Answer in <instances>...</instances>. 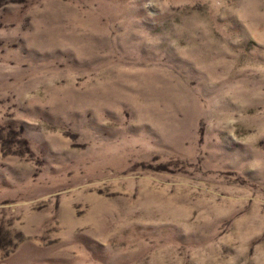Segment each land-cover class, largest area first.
<instances>
[{"label":"rangeland","instance_id":"obj_1","mask_svg":"<svg viewBox=\"0 0 264 264\" xmlns=\"http://www.w3.org/2000/svg\"><path fill=\"white\" fill-rule=\"evenodd\" d=\"M0 264H264V0H0Z\"/></svg>","mask_w":264,"mask_h":264}]
</instances>
